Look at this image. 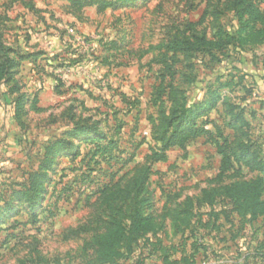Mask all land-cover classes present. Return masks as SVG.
I'll list each match as a JSON object with an SVG mask.
<instances>
[{
    "label": "rangeland",
    "instance_id": "obj_1",
    "mask_svg": "<svg viewBox=\"0 0 264 264\" xmlns=\"http://www.w3.org/2000/svg\"><path fill=\"white\" fill-rule=\"evenodd\" d=\"M75 3L0 0V43L19 63L0 83V264H129L131 250L139 264H259L264 210L226 189L259 184L264 201V41L156 47L264 33V0ZM245 4L261 19L240 22ZM183 111L169 132H205L151 162ZM136 215L149 228L133 237Z\"/></svg>",
    "mask_w": 264,
    "mask_h": 264
},
{
    "label": "trees",
    "instance_id": "obj_2",
    "mask_svg": "<svg viewBox=\"0 0 264 264\" xmlns=\"http://www.w3.org/2000/svg\"><path fill=\"white\" fill-rule=\"evenodd\" d=\"M74 2V4H77V0H71ZM240 4H243V0H239ZM97 6H99L97 4ZM107 4L103 5V8L107 7ZM31 9H33V6H30ZM259 19V13L255 8L251 5H246L243 9V11L239 15V21L242 22L244 25L248 24L249 21L252 20V22H256ZM247 38H257L258 42H263L264 41V33L262 31H256V32H249L248 34H245L244 29L238 30L234 35H230L228 33H224L222 31H219L216 33L215 38L212 40H206L204 38H194L193 40H188V39H174L168 42V44H161L157 46V49H166L167 51L177 53V52H186L194 47H199L203 48L205 51H210V50H222L225 48H235L236 43H239ZM2 38V35L0 36V39ZM10 52V49L7 47H4L0 43V83L4 82L7 78L10 76V71L14 68H16L19 63L8 55ZM238 55V54H237ZM21 99V98H20ZM18 100L15 105V114L17 115L21 111L22 103L21 100ZM208 108V107H207ZM186 114L185 111L181 112L179 115L177 113H172L170 120L166 121V124L162 126V131L159 133V136H157V144L155 147L152 148L151 154L149 156V160L151 162H163L166 159V151L170 149L173 146H183V143L185 142V139L187 138L190 133H192L195 136L200 135L201 133H204L205 131L203 129H196L195 124H186L185 125V130L181 137L176 131L174 132H169V129H173L174 126H176V123L180 119H185ZM175 128V127H174ZM87 131L84 127H79L78 125H75L72 128L71 134L74 135L75 137L80 136V135H86ZM186 131V132H185ZM96 133V131H94ZM189 132V133H187ZM101 139L104 137V134H100ZM59 147H64L65 144L62 142L57 144ZM49 151H52L51 149ZM52 152H47L45 155L48 158V156ZM220 154L224 156L222 160V165L225 163V152L223 149L220 147ZM226 168L222 170L224 172ZM259 182V181H258ZM259 184H254L253 186H244V187H231L226 189L227 194L229 197L233 200L241 198L246 192L249 190H252V195H251V202L252 204L250 205L251 210L254 211V216L256 215L257 211L264 210V201L259 200ZM26 197V195H24ZM213 197H209L207 200L208 202L212 203ZM132 225H136L134 228V231H131V234L133 237H136L138 235H141L145 232L148 231L149 228V220L147 218H143L140 215H136L132 221ZM113 238V237H112ZM132 250L131 252L129 251V256L126 258V261H128L129 264H139V256L137 255H132ZM257 260L259 262H263L264 264V251L262 250V247L257 252Z\"/></svg>",
    "mask_w": 264,
    "mask_h": 264
},
{
    "label": "crops",
    "instance_id": "obj_3",
    "mask_svg": "<svg viewBox=\"0 0 264 264\" xmlns=\"http://www.w3.org/2000/svg\"><path fill=\"white\" fill-rule=\"evenodd\" d=\"M259 264H263V262H258Z\"/></svg>",
    "mask_w": 264,
    "mask_h": 264
},
{
    "label": "built area",
    "instance_id": "obj_4",
    "mask_svg": "<svg viewBox=\"0 0 264 264\" xmlns=\"http://www.w3.org/2000/svg\"><path fill=\"white\" fill-rule=\"evenodd\" d=\"M207 264H215V263H207Z\"/></svg>",
    "mask_w": 264,
    "mask_h": 264
}]
</instances>
